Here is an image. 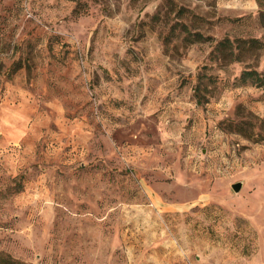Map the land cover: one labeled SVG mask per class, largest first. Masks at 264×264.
<instances>
[{
  "label": "rangeland",
  "instance_id": "1",
  "mask_svg": "<svg viewBox=\"0 0 264 264\" xmlns=\"http://www.w3.org/2000/svg\"><path fill=\"white\" fill-rule=\"evenodd\" d=\"M172 1L0 0L7 264H264L259 4Z\"/></svg>",
  "mask_w": 264,
  "mask_h": 264
},
{
  "label": "trees",
  "instance_id": "2",
  "mask_svg": "<svg viewBox=\"0 0 264 264\" xmlns=\"http://www.w3.org/2000/svg\"><path fill=\"white\" fill-rule=\"evenodd\" d=\"M171 2L173 1L171 0ZM257 2L260 7L258 18L259 21L264 26V7H263L264 3H262V0H257ZM181 30H183L185 33L184 39L190 43L205 40V37L200 32L196 31L194 33H191L185 23L184 25H181ZM206 38H210V37H206ZM261 44L262 43H260V41L257 38L230 39L229 37L224 36L215 42L211 53L215 55V58L220 60L222 58L230 57L229 59L231 61H242L240 59V54H242L245 51L255 52V50H257L261 46ZM239 80H241L242 82L249 81L252 84H255L256 86L264 88V72H259L254 68L242 70L239 76ZM199 86H200L199 83L193 86V95L195 97L197 104H201L203 102V98L200 95ZM243 136H246L247 138H253L252 133L250 134L248 133V135H243ZM0 260H2L1 262H4L6 264L8 262H11L8 259H3L2 257L0 258Z\"/></svg>",
  "mask_w": 264,
  "mask_h": 264
},
{
  "label": "water",
  "instance_id": "3",
  "mask_svg": "<svg viewBox=\"0 0 264 264\" xmlns=\"http://www.w3.org/2000/svg\"><path fill=\"white\" fill-rule=\"evenodd\" d=\"M242 183L240 181L235 182L231 185L234 191H239L241 189Z\"/></svg>",
  "mask_w": 264,
  "mask_h": 264
}]
</instances>
